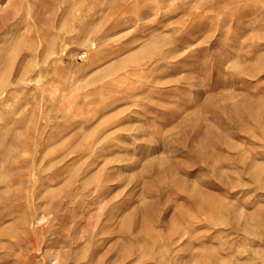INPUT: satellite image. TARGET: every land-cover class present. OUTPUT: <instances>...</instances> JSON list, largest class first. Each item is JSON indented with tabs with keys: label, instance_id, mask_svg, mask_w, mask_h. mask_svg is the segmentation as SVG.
<instances>
[{
	"label": "rangeland",
	"instance_id": "rangeland-1",
	"mask_svg": "<svg viewBox=\"0 0 264 264\" xmlns=\"http://www.w3.org/2000/svg\"><path fill=\"white\" fill-rule=\"evenodd\" d=\"M0 264H264V0H0Z\"/></svg>",
	"mask_w": 264,
	"mask_h": 264
},
{
	"label": "bare ground",
	"instance_id": "bare-ground-1",
	"mask_svg": "<svg viewBox=\"0 0 264 264\" xmlns=\"http://www.w3.org/2000/svg\"><path fill=\"white\" fill-rule=\"evenodd\" d=\"M68 196H69V195H68ZM62 202H64V200H59V201H57V202H55V203H52L53 205H51V206H52L53 210H54L55 208H57V206L61 205ZM52 212H53V211H52Z\"/></svg>",
	"mask_w": 264,
	"mask_h": 264
}]
</instances>
